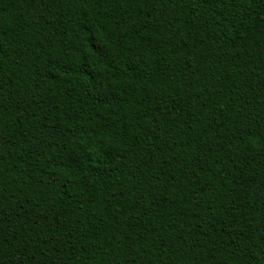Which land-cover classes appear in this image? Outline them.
I'll use <instances>...</instances> for the list:
<instances>
[{
    "label": "trees",
    "instance_id": "trees-1",
    "mask_svg": "<svg viewBox=\"0 0 264 264\" xmlns=\"http://www.w3.org/2000/svg\"><path fill=\"white\" fill-rule=\"evenodd\" d=\"M0 264H264V0H0Z\"/></svg>",
    "mask_w": 264,
    "mask_h": 264
}]
</instances>
